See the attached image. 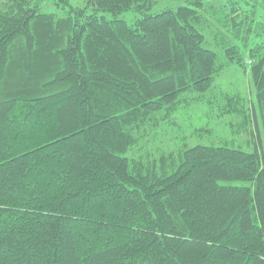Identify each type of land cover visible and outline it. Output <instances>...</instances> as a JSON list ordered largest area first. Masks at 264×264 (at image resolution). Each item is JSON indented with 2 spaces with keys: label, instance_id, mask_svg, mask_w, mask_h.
Wrapping results in <instances>:
<instances>
[{
  "label": "trees",
  "instance_id": "16d2710c",
  "mask_svg": "<svg viewBox=\"0 0 264 264\" xmlns=\"http://www.w3.org/2000/svg\"><path fill=\"white\" fill-rule=\"evenodd\" d=\"M13 1L0 10V264H264V152L129 155L247 62L264 135V3Z\"/></svg>",
  "mask_w": 264,
  "mask_h": 264
},
{
  "label": "rangeland",
  "instance_id": "374dc122",
  "mask_svg": "<svg viewBox=\"0 0 264 264\" xmlns=\"http://www.w3.org/2000/svg\"><path fill=\"white\" fill-rule=\"evenodd\" d=\"M153 6L150 12L166 7L175 8L184 0H151ZM264 3V0H259ZM13 0H0V10L7 9ZM209 4L218 5L222 0H208ZM209 5H207L208 7ZM42 11L53 8L44 4ZM264 10V8H263ZM205 14V13H204ZM139 15L129 11L121 14L120 18L132 24ZM208 25L204 26V34L209 48L219 50L216 37L223 32L207 14ZM264 38V35H263ZM247 69L231 66L222 70L214 80L213 88L201 100L189 99L182 103L166 121L159 127L149 130L137 146L129 154L131 158H139L143 162L158 161L161 157L172 156L177 159V153L182 148L196 144L226 146L241 149L246 152H264V135L255 101V92L251 74ZM227 97L237 99V113H224ZM235 184H241L237 182Z\"/></svg>",
  "mask_w": 264,
  "mask_h": 264
}]
</instances>
